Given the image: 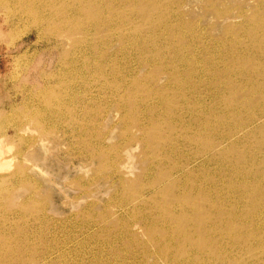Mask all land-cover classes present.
<instances>
[{
    "label": "rangeland",
    "instance_id": "rangeland-1",
    "mask_svg": "<svg viewBox=\"0 0 264 264\" xmlns=\"http://www.w3.org/2000/svg\"><path fill=\"white\" fill-rule=\"evenodd\" d=\"M26 1L0 0L3 264H193L188 245L166 263L149 239L171 229L149 217L158 191L182 175L202 191L229 192L213 226L186 235H264V148L243 176L228 153L259 141L264 81L237 116L225 111L257 80L249 85L234 67L264 69L260 0H90L87 16L70 0Z\"/></svg>",
    "mask_w": 264,
    "mask_h": 264
},
{
    "label": "bare ground",
    "instance_id": "bare-ground-1",
    "mask_svg": "<svg viewBox=\"0 0 264 264\" xmlns=\"http://www.w3.org/2000/svg\"><path fill=\"white\" fill-rule=\"evenodd\" d=\"M30 1V0H28ZM28 1H26L28 3ZM37 1L38 0H32L29 2V4H35L37 5ZM40 1V0H39ZM50 0H47L45 3H47V5L44 6H48V2ZM54 1V0H53ZM65 1V0H64ZM72 3L71 5H73L75 7V11H80L81 14H85L87 16V13L90 12L89 9L92 8L93 2H90V0H70ZM93 1V0H92ZM99 1V0H98ZM135 1V0H134ZM261 1V5H263V9H264V0H260ZM41 2V1H40ZM68 1H66L62 7L66 8V4ZM83 2L84 4V8L81 7V3ZM104 2V1H103ZM119 2V1H118ZM28 4V5H29ZM52 3H49V5H51ZM30 5V7L32 6ZM33 5V6H34ZM41 5V4H40ZM40 5H37L38 7ZM172 5V4H171ZM27 6V5H26ZM43 6V5H42ZM40 7V10L43 9H47L45 7ZM58 6V5H57ZM61 7V9H62ZM115 7V6H114ZM120 7V6H119ZM49 8V7H48ZM57 8V7H56ZM33 9V8H30ZM37 9V10H39ZM73 10V9H72ZM33 11V10H32ZM104 11V10H103ZM116 11V10H115ZM171 11V10H170ZM24 12V11H23ZM28 12H30V10H28ZM37 12L36 10L34 12H31L32 14ZM61 12V11H59ZM58 12V13H59ZM105 12V11H104ZM107 12V11H106ZM27 13V10H26ZM30 13V14H31ZM38 13V12H37ZM75 13V12H74ZM102 13V12H101ZM29 14V15H30ZM114 14V12H113ZM170 14V13H169ZM176 14V13H175ZM61 15V14H60ZM103 15V14H102ZM100 15V16H102ZM116 15V14H115ZM31 16V15H30ZM71 16V15H70ZM39 18V17H38ZM32 19V18H31ZM35 19V18H34ZM50 19V18H49ZM175 19V18H174ZM27 20V19H26ZM23 21V20H22ZM106 21V20H105ZM66 22V19L65 21ZM73 22V21H72ZM101 22V20H100ZM125 22V21H124ZM49 23V22H48ZM93 23V22H92ZM264 11H263V15L261 17H259L256 21L255 24V28H257V31L261 30V32L257 35L259 36V40L260 43L263 44L264 46ZM70 24V23H69ZM96 24V23H95ZM113 24V23H112ZM89 25V23H88ZM101 25V24H100ZM99 25V26H100ZM58 26V25H57ZM62 26V25H61ZM82 26V25H81ZM86 26V25H85ZM168 26V25H167ZM94 27V26H93ZM110 27V26H108ZM114 27V26H113ZM158 27V26H157ZM112 28V27H111ZM128 28V27H127ZM191 28V27H190ZM98 30V29H97ZM99 31V30H98ZM140 31V30H139ZM149 31V30H148ZM115 32V31H114ZM119 32V31H118ZM156 33V32H155ZM132 34V33H131ZM166 34V33H165ZM252 34H254V31L252 32ZM257 34V33H256ZM61 35V34H60ZM93 35V34H92ZM142 35V34H141ZM88 37V36H87ZM125 37V36H124ZM137 37V36H136ZM230 37V36H229ZM239 37V36H238ZM87 39V38H86ZM133 39V38H132ZM139 39V38H138ZM200 39V38H199ZM236 39V38H235ZM234 39V40H235ZM239 40V39H238ZM237 41V40H235ZM99 42V41H98ZM143 42V41H142ZM108 43V42H107ZM219 43V41H218ZM99 44V43H98ZM124 44V43H123ZM135 45V44H134ZM135 47V46H134ZM148 47V46H147ZM156 47V46H155ZM100 48V47H99ZM144 48V47H143ZM102 49V48H101ZM239 49V48H238ZM142 50V49H141ZM241 50V49H240ZM243 50V49H242ZM100 51V50H99ZM145 51V50H144ZM211 51V50H210ZM259 51V55L264 57V47ZM137 52V51H136ZM245 52V51H244ZM80 53V52H79ZM139 53V52H138ZM102 54V53H101ZM157 56V55H156ZM257 56V55H256ZM183 58V57H182ZM136 59V58H135ZM216 59V58H215ZM264 60V58H263ZM85 63V62H84ZM83 63V64H84ZM139 64V63H138ZM158 64V63H157ZM247 64H253V66H248V69H245L244 65ZM228 65V64H227ZM211 66V65H210ZM219 67V66H218ZM210 69V68H209ZM235 72H239L240 74H242V76L240 77L241 79H244L249 85L251 84V82L253 81V78L257 75V80L253 82L252 85H250V91L245 93V96H247V98L245 99H241V100H236L233 98V100H229L225 103V111H231V115L233 116H237V111L239 110H244L246 109L249 104L251 103V98L250 96L256 92L257 89H260L258 92L259 94L264 92V86L263 87H258L256 90V85L259 81H264V69L261 66V63H259V65H257L255 62L251 63H244V61L242 62L241 68H237L234 67L233 69ZM234 72V73H235ZM231 73V72H230ZM196 74V73H195ZM232 74V73H231ZM230 75V74H229ZM116 76V75H115ZM232 76V75H231ZM230 76V77H231ZM118 77V76H117ZM125 77V76H124ZM122 78V77H121ZM234 78V77H233ZM235 79V78H234ZM239 79V78H238ZM117 80V79H115ZM181 80V79H180ZM119 82V81H118ZM122 82V81H121ZM129 82V81H128ZM244 82V81H243ZM256 82V84H255ZM117 84V83H116ZM123 84V83H122ZM231 84V82H230ZM239 84V83H238ZM125 85V84H124ZM123 85V87H124ZM180 85V84H179ZM225 85V84H224ZM247 85V84H246ZM115 87V86H114ZM121 87V86H120ZM119 87V88H120ZM243 87V86H242ZM109 88V87H108ZM160 88V87H159ZM185 88V87H184ZM183 88V90H184ZM105 89V88H104ZM132 88H130L131 90ZM241 89V88H240ZM124 90V89H123ZM187 90V89H185ZM113 91V89H112ZM263 91V92H262ZM116 92V91H115ZM127 92V91H126ZM113 93V92H112ZM117 93V92H116ZM136 93V92H135ZM115 94V93H114ZM181 94V93H180ZM136 95V94H135ZM141 95V94H140ZM139 96V95H138ZM138 98V97H137ZM125 99V98H124ZM123 99V100H124ZM135 99V98H134ZM139 99V98H138ZM35 100V98H34ZM164 100V99H163ZM186 100V99H185ZM192 100V99H191ZM119 101V100H118ZM117 101V102H118ZM125 101V100H124ZM142 101V100H140ZM162 101V100H161ZM242 101V102H241ZM121 102V100H120ZM123 102V101H122ZM138 102V101H137ZM184 102V101H183ZM240 102V105H238ZM143 103V102H142ZM146 103V102H145ZM189 103H191L189 101ZM141 104V103H140ZM119 105V104H118ZM142 105V104H141ZM187 105V104H186ZM120 106V105H119ZM117 106V107H119ZM191 106V105H190ZM202 106V105H201ZM127 107V106H126ZM192 107V106H191ZM190 108V107H189ZM256 109V108H255ZM133 110V109H132ZM264 110V105H262L261 108H259V111ZM248 111V110H246ZM256 111V110H255ZM142 112V111H141ZM258 112V111H256ZM125 113V112H124ZM140 113V112H139ZM193 113V112H192ZM225 114V113H224ZM121 115V114H120ZM126 115V114H125ZM141 115V114H140ZM208 115V114H207ZM227 115V114H226ZM143 116V115H142ZM254 114H251L249 116L250 121H252V118L254 117ZM139 117V116H138ZM171 117V116H170ZM129 118V116H128ZM140 118V117H139ZM229 118V117H228ZM143 119V118H142ZM176 119V118H175ZM158 120V119H157ZM207 120V119H206ZM209 120V119H208ZM140 121V120H139ZM180 121V120H179ZM211 121V119L209 120ZM177 122V121H176ZM247 122V121H246ZM220 123V122H219ZM231 123V122H229ZM238 123V121H237ZM139 124V123H138ZM221 124V123H220ZM252 124V123H250ZM249 124V125H250ZM238 126V125H236ZM206 127V126H205ZM260 129V128H259ZM262 129V130H261ZM261 135L259 136V141L255 144H253V146L251 147V149H247L246 152L247 153H241L243 151H245V149L239 150V149H234L233 147H230V149H228V153L229 151H233L236 153V155L234 156L235 161H233V163H231V166L229 167L230 170L235 174H239L241 176H243L244 174H248L250 173L249 171V166L252 167L253 164H255L254 160H251V158L253 156H255L254 154L259 151L260 149L264 148V125L261 128ZM233 130H236L233 129ZM242 130V129H241ZM250 130V129H249ZM177 132V131H176ZM129 133V131H128ZM191 133V132H190ZM201 133V132H200ZM229 133V132H228ZM193 134V132H192ZM126 135V134H125ZM129 135V134H128ZM122 137V136H121ZM174 137V136H173ZM140 138V137H139ZM101 140V139H100ZM261 140V141H260ZM103 141V139H102ZM145 141V140H144ZM151 141L153 142V145H159L160 144V140L155 141V139H153L151 137ZM103 143V142H102ZM122 143V142H121ZM250 143V142H249ZM100 144V143H99ZM145 144V143H144ZM98 145V144H97ZM101 145V144H100ZM118 145V144H117ZM120 145V143H119ZM118 145V146H119ZM95 146V144H94ZM99 146V145H98ZM113 146V145H112ZM170 147V146H169ZM161 148V147H160ZM173 149V148H172ZM107 150V148H106ZM157 150V149H155ZM163 150V149H162ZM238 150V151H237ZM118 151V150H116ZM148 151V150H147ZM146 151V152H147ZM95 152V151H94ZM105 152V151H104ZM168 152V150H167ZM113 153V152H112ZM148 153V152H147ZM163 154V153H162ZM258 154V152H257ZM261 155V154H260ZM149 156V155H148ZM170 156V155H169ZM258 156V155H257ZM227 157V156H226ZM157 158V157H156ZM155 158V159H156ZM254 158V157H253ZM4 159V158H2ZM0 159V160H2ZM118 159V158H117ZM161 159V158H160ZM119 160V159H118ZM165 160V159H164ZM251 160V161H249ZM5 162L8 161L7 159L4 160ZM4 161H0V170L3 168H6V165L8 162H4ZM115 161V160H114ZM154 161V160H153ZM152 161V162H153ZM165 162V161H164ZM224 163V162H223ZM222 163V164H223ZM114 164V163H113ZM219 164H221L219 162ZM227 164V163H226ZM229 164V163H228ZM150 165V163H149ZM226 166V165H225ZM248 166V167H247ZM10 167V166H8ZM7 167V168H8ZM114 167L116 168L115 164ZM147 167V166H146ZM114 168V169H115ZM219 168V167H218ZM148 169V168H146ZM220 170V168H219ZM230 172V171H229ZM111 173V172H110ZM189 174V173H188ZM197 174V173H195ZM194 174V175H195ZM177 175V174H176ZM193 175V176H194ZM199 176V174H197ZM216 175V174H215ZM221 177V174H219ZM249 175V174H248ZM257 175V174H256ZM109 176V175H107ZM178 176V175H177ZM180 176V175H179ZM183 176V175H182ZM180 176L178 179H173L170 182H168V184L166 185L167 187H163L161 190L158 191V195H157V204L155 205V217H148L152 219V221L156 224L159 225L161 227L164 226H168L171 225V229L168 230L165 235H149V239L150 241H156L158 244V248L157 250L154 252L156 253V256L158 257V259H162L164 262H169V258L170 255L172 253H174V259L179 261L181 259H183V257L185 256V252H184V248H187L188 245V249L191 253L189 254H194L193 255V262H198L200 261L199 259H201V261L212 264V263H220V264H231V263H236V264H249L252 262H258V261H262L263 257H264V235H231L229 237H219V235H204L202 236L201 239L197 238L196 239L193 237L194 235H186V232L188 233L190 230L192 231V229L194 228H200L202 229L204 232L209 229L210 227H212V224H209L210 222H215L216 219L215 214L216 211L219 210L220 208H217L216 205L220 204V202H222V200H224V204H225V200L228 197V190H223V189H218L216 188L214 192V194H212L209 191H202V187L198 188L195 187V184L192 183L191 181H189L186 177V179H183V177ZM191 176V175H190ZM234 176V175H233ZM237 176V175H236ZM252 176V175H251ZM258 176V175H257ZM170 177V176H169ZM206 177V176H205ZM255 177V176H254ZM259 177V176H258ZM120 178V177H119ZM216 178V177H215ZM242 178V177H241ZM247 178V177H246ZM202 179V178H201ZM204 179V178H203ZM121 180V179H120ZM249 180V179H248ZM262 180V178H261ZM167 181V180H166ZM202 181V180H201ZM205 181V180H204ZM215 181V180H214ZM228 181V180H227ZM231 181V180H230ZM260 181V180H259ZM258 181V184L260 183ZM203 183V182H202ZM145 184V183H144ZM177 184H185V187L183 188H178L179 191H176L175 189V185ZM208 184V183H205ZM204 184V185H205ZM248 184V183H247ZM203 185V184H202ZM203 185V187H204ZM234 185V183H233ZM179 186V185H178ZM206 186V185H205ZM224 186V184H223ZM236 186V185H234ZM150 187V185L148 186ZM215 187V186H214ZM233 187V186H232ZM237 187V186H236ZM146 188V187H145ZM152 189V188H151ZM235 189V188H234ZM153 190V189H152ZM239 190V189H238ZM251 190V189H250ZM145 191V190H144ZM174 191V192H173ZM233 191V190H232ZM240 191V190H239ZM263 191V190H262ZM152 192V191H151ZM231 192V191H230ZM236 192V191H235ZM144 193V192H143ZM142 193V194H143ZM148 193V192H146ZM234 193V192H232ZM149 195V194H147ZM232 195V194H231ZM141 197V196H140ZM150 197V196H149ZM230 197V196H229ZM234 197V196H233ZM236 197V196H235ZM241 197V196H240ZM214 198V199H213ZM221 198V200H220ZM169 202H166L168 201ZM240 200V199H239ZM238 200V201H239ZM133 202V201H132ZM237 202V201H236ZM244 202V201H243ZM138 203V202H137ZM136 203V204H137ZM248 203V202H247ZM128 204V203H127ZM139 204V203H138ZM137 204V206H138ZM145 204V203H144ZM198 204H200L201 206H198ZM216 204V205H215ZM224 204H220V205H224ZM142 204H140L141 206ZM154 205V204H153ZM152 205V206H153ZM136 206V207H137ZM228 206V204H227ZM147 207V206H144ZM134 208V207H133ZM142 208V207H140ZM215 209V210H214ZM259 209V208H258ZM256 209V210H258ZM142 210V209H141ZM228 210V209H227ZM127 210H125L126 212ZM130 211V210H129ZM143 211V210H142ZM11 213V212H10ZM132 213V212H131ZM227 213V212H226ZM141 214V213H140ZM147 214V213H146ZM3 215V214H2ZM16 216V214H15ZM14 216V217H15ZM19 216V215H18ZM145 216V215H144ZM214 216V217H213ZM237 216V215H236ZM143 217V215L141 216V218ZM225 217V216H224ZM233 218V217H232ZM224 221V220H223ZM146 222V221H145ZM152 222V223H153ZM240 223V222H239ZM147 224V223H146ZM151 224V223H150ZM214 224V223H213ZM153 225V224H152ZM223 225V224H222ZM151 226V225H150ZM148 226V231L152 233V228ZM263 226V225H262ZM1 228V227H0ZM110 228V227H109ZM147 228V227H146ZM169 229V228H168ZM129 232V231H128ZM131 232V231H130ZM1 233V232H0ZM216 233V232H214ZM237 233V232H236ZM189 234V233H188ZM4 237V236H3ZM92 238V237H91ZM127 238V237H125ZM138 239V238H137ZM8 240V239H7ZM6 240V242H7ZM103 240V239H102ZM132 240V239H131ZM139 240V239H138ZM144 241V239H143ZM5 242V241H4ZM116 242V241H115ZM132 242V241H131ZM149 242V240H148ZM154 242V243H156ZM10 243V242H9ZM8 243V244H9ZM140 244V243H139ZM6 245V244H5ZM133 246V245H132ZM149 246V245H148ZM98 247V246H97ZM13 248V247H11ZM131 248V247H130ZM141 248V247H140ZM147 248V247H146ZM152 248V246H151ZM149 248V249H151ZM11 250V249H10ZM131 250V249H130ZM135 250V248L133 249ZM3 251V249H2ZM151 250H147V253H150ZM153 251V250H152ZM186 251V250H185ZM125 252V251H124ZM146 253V251H144ZM5 253V251H4ZM15 253V252H13ZM140 253V252H139ZM138 253V254H139ZM132 254L135 255V252H133ZM133 255V256H134ZM137 255V254H136ZM140 255V254H139ZM148 255V254H147ZM146 255V256H147ZM188 255V254H187ZM19 256V255H18ZM121 256V255H120ZM119 256V257H120ZM127 256V255H126ZM132 256V257H133ZM9 257V256H8ZM20 257V256H19ZM22 257V256H21ZM130 257V254H129ZM142 257V256H141ZM155 257V256H154ZM173 257V256H172ZM231 257V258H230ZM6 258V257H4ZM136 258V257H135ZM188 258V257H187ZM0 259H1V255H0ZM8 259V258H7ZM113 259V258H112ZM117 259V258H116ZM143 260V258H141ZM145 259V258H144ZM10 259H8L9 262ZM172 260V259H171ZM18 261V260H17ZM16 261V262H17ZM126 261V260H125ZM125 261L123 262L125 264ZM135 261V260H134ZM141 261V260H140ZM154 261V259H153ZM184 261V260H183ZM187 261V260H186ZM3 260L0 261V264L2 263ZM27 262V261H26ZM132 262V261H130ZM142 262V261H141ZM161 262V261H160ZM174 262V261H173ZM182 262V261H181ZM263 262V261H262ZM11 263V262H10ZM28 263V262H27ZM128 263V262H127ZM136 263V262H135ZM140 263V262H139ZM152 263V262H151ZM184 263V262H183ZM192 263V262H191ZM193 263V264H194ZM200 263V262H199ZM7 264V263H6ZM45 264V263H44ZM119 264V263H118ZM122 264V263H121ZM145 264V262H144Z\"/></svg>",
    "mask_w": 264,
    "mask_h": 264
}]
</instances>
